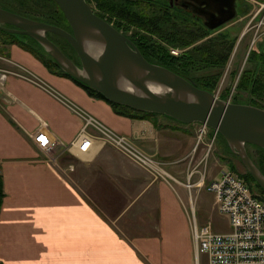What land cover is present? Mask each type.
Masks as SVG:
<instances>
[{
	"label": "crops",
	"instance_id": "obj_1",
	"mask_svg": "<svg viewBox=\"0 0 264 264\" xmlns=\"http://www.w3.org/2000/svg\"><path fill=\"white\" fill-rule=\"evenodd\" d=\"M43 82L162 159L176 181L153 180L109 144L75 152L83 119ZM196 126L119 114L30 50L0 40V264H198L185 187ZM42 127L56 138L49 150L31 136ZM203 155L193 154L196 173Z\"/></svg>",
	"mask_w": 264,
	"mask_h": 264
},
{
	"label": "water",
	"instance_id": "obj_2",
	"mask_svg": "<svg viewBox=\"0 0 264 264\" xmlns=\"http://www.w3.org/2000/svg\"><path fill=\"white\" fill-rule=\"evenodd\" d=\"M70 30L0 6V29L35 39L68 75L93 87L115 104L163 114L182 123H203L218 130L231 151L264 190V172L247 145L264 148V108L220 98L194 80L149 61L125 33L101 17L88 0H55ZM237 0H198L215 28L236 15ZM71 45L79 63L50 38Z\"/></svg>",
	"mask_w": 264,
	"mask_h": 264
},
{
	"label": "rangeland",
	"instance_id": "obj_3",
	"mask_svg": "<svg viewBox=\"0 0 264 264\" xmlns=\"http://www.w3.org/2000/svg\"><path fill=\"white\" fill-rule=\"evenodd\" d=\"M90 1L92 7L96 11V13H98L99 11L96 6V1ZM152 1H154V3H151L153 7L147 0H138V3H136L135 5V9H137L139 13L142 14L146 13L148 15H151L152 17L157 16L158 14H160L157 12H160L158 8L160 9L162 7L160 3L162 1ZM258 1L264 2V0ZM258 1L238 0V13L234 18L235 20L238 18V25L231 26V22H228L226 24V26L228 25V27L224 25L225 27L222 31H220V28H213L208 30L205 29V27L203 26V22L201 21L202 19L200 20L195 16L191 17L186 15L183 17V15L179 14L177 15V17V12L173 15L167 13V15L171 16L172 19L169 22H167L166 19L164 20V18L162 19L163 21H165V24L164 26H162V29H158L156 31V34H154V39L158 40V43L162 47H165L164 49L167 51V53L169 51L170 54L175 56H182V54H184L185 52L194 49L195 50L193 52L204 53L208 50V48L212 47V49H214L213 52H216V56L220 57L222 49L228 47L229 44L232 43L233 48L230 57L224 65H221V63H219L218 65L207 64L204 61L197 62L194 68H192V73L188 74V78L194 80L197 84H214L213 91L223 99H230L232 102L252 104L264 108V96H253L250 90L241 87V85L243 84V73L247 69L253 68L254 63H258L257 61H254V59H252V49L259 52H264V21H262V15L264 14V12H262L254 20H251L256 9L260 6ZM49 3L50 7L47 6V4ZM0 6L7 9L16 10V12H26L30 14V16H36L38 19L42 18L43 21L46 19L58 21L59 24L64 27L66 26V28H69L70 26L65 21H63L62 18H60V15L57 12V8L54 2H52L51 0H0ZM99 13L101 14L102 12ZM154 13L157 14L155 15ZM102 14L105 16L104 18L111 22L118 30L129 36V38L134 43L136 42V40H138L137 37H133L137 29L135 26H132L131 28H127L125 26L126 24L123 26H118V17H111L107 13ZM250 25H253L252 28ZM243 30L244 38L243 36H241ZM140 31L141 33H144V30L140 29ZM203 33L205 34L202 36V38H197V40L194 43H191V45H183L184 42L192 40L194 38L193 36L201 35ZM159 35L163 36L164 38H160ZM18 37L29 47L33 48L34 52H36L37 54L38 52L42 54V56L44 57H42V61L51 59L50 55L37 41H34L27 37H23L21 35H18ZM50 37L64 50V52H69V55H71L73 59L75 58L79 60L74 49L67 44L66 39L65 41L63 37L57 34H50ZM165 38H170V40L172 38L174 43L168 42V40H165ZM196 47L199 48L196 49ZM155 48L156 46H154V48L152 49L155 50ZM155 54L157 55L158 59L163 57L164 55L159 52V49L155 51ZM258 71V76L261 77V79H264V65L258 64ZM66 98L70 103H75L70 98ZM63 99L65 98L63 97ZM81 109L87 111V113H90L83 107H81ZM92 115L94 117H97L94 114ZM197 128L198 124L195 128L196 134ZM195 147L196 144L193 148L192 155H196L199 151L201 155L204 154L203 157H206L205 161L201 162L199 166L201 169L200 171L206 172L205 185L195 186L190 189L185 184V187L188 196L190 197V201H193V203L195 204L194 211L198 218V222L200 225L212 222L214 230L221 232L229 231V217L227 214L222 213L218 209L215 201V194L208 188V183L210 182L211 178L217 172H220V170H222L223 168H230L233 171L237 172L239 175L240 173H244L246 169L240 158L235 153H231L226 139L221 135L219 136V134L218 136H216V138H213L212 130L208 129L204 141H201L200 145H198L197 148ZM247 149L254 162L264 171V148L254 144H248ZM208 151L209 154H207ZM233 164L235 165V170L232 167ZM199 175L200 173L198 172L194 174L192 182L197 181ZM174 183L178 184L177 182ZM252 186L254 191L261 195V191L255 184V182H252ZM192 215L193 211L191 209L190 217ZM206 259V255L203 254L201 264H204Z\"/></svg>",
	"mask_w": 264,
	"mask_h": 264
},
{
	"label": "built area",
	"instance_id": "obj_4",
	"mask_svg": "<svg viewBox=\"0 0 264 264\" xmlns=\"http://www.w3.org/2000/svg\"><path fill=\"white\" fill-rule=\"evenodd\" d=\"M258 3L260 6L251 20L264 12V2L258 1ZM262 21H264V14ZM40 82L42 81H39V84ZM42 86L83 119V126L72 142L75 152L85 153L93 149L95 145L109 144L144 169L153 180H176L162 159L140 147L131 137L115 131L99 118L82 110L77 104L70 103L65 96L49 84L46 85L43 82ZM197 124L195 148L200 145L201 141H204L208 129L213 131V138L218 136V130L203 123ZM90 129H94L95 132H91ZM31 136L44 150H49L57 143L56 138L46 127L32 132ZM205 158V156L202 157L200 163L205 161ZM193 160L192 155L189 160L190 167L186 183L190 189L205 185L206 179V172L201 171L199 179L192 182L193 175L198 171L193 166ZM208 188L215 194L218 209L228 215L230 230L216 231L212 222L200 225L194 211V203L191 201L193 215L190 218L198 264H201L203 254L207 257L204 264H264V199L248 185L243 177L230 168H223L217 177L210 180Z\"/></svg>",
	"mask_w": 264,
	"mask_h": 264
},
{
	"label": "trees",
	"instance_id": "obj_5",
	"mask_svg": "<svg viewBox=\"0 0 264 264\" xmlns=\"http://www.w3.org/2000/svg\"><path fill=\"white\" fill-rule=\"evenodd\" d=\"M51 1L54 2L55 6L57 8V12L60 15V18H62V20L65 21L69 25L64 13L60 9L57 2L55 0H51ZM88 1L91 3L90 0H88ZM95 1H96V6H97L99 12H102L104 14L107 13L111 17H113V16L118 17V21H117L118 26H123L126 24L125 26L127 28H131L132 26H135L137 28L135 31V35L133 36V37L138 38V40H136L135 44L138 45V47L142 51L143 55L149 61L161 64L163 66H166V67L182 74L185 77H188V74L192 73V68H194V66L197 62L204 61L207 64H217L218 65L219 63H221L224 65L230 57V54H231V51L233 48L232 43H230L228 47L222 49L220 57L216 56V52H213L214 49H212V47L208 48V50L204 53L203 52H200V53L193 52L195 50L194 49V50L185 52L184 54H182V56L172 55L169 53V51L167 53V51L164 49L165 47L164 46L162 47L158 43V40L154 39V34H156V31L158 29H162V26H164V24H165V21H163L162 19L163 18H164V20L166 19L167 22L171 21V19H172L171 16L167 15V12H165V10H164V12H161V11L157 12L160 14L152 17L151 15H148L146 13H144V14L139 13V11L137 9H135V5H136V3H138V0H135V1H133V0H95ZM161 5H162V3H161ZM47 6L50 7V3L47 4ZM10 10H13V9H10ZM13 11H16V10H13ZM99 12H98V14L104 18L105 16L102 13L100 14ZM18 13H21V14L26 15V16H30V14H28L26 12H18ZM157 13H154V14L156 15ZM161 16H163V17H161ZM30 17L38 19L36 16H30ZM40 20H42V18H40ZM44 21L62 26L61 24H59L58 21H55V20L46 19ZM125 21H126V23H125ZM62 27H64V26H62ZM64 28H66V26ZM67 29L70 30V26H69V28L67 27ZM140 29L144 30V33H141ZM50 34H52V33H50ZM50 34H49V36H50ZM204 34L205 33H203L201 35L193 36L194 38L192 40L184 42L183 45L184 46L191 45V43H194L197 40V38H202V36ZM18 35L19 34L10 33L8 31L0 29V40H1L2 44L16 43V44L20 45L21 47H23L27 50H30L31 52H34L33 48L29 47L26 43H24L21 39H19ZM21 36L27 37L29 39L36 41L35 39H33L32 37H30L28 35H21ZM159 36H160V38L163 37L161 35H159ZM166 39L168 40V42L174 43L172 38H171V40H170V38H165V40ZM67 44L70 45L68 42H67ZM154 46H156L155 50L152 49V48H154ZM198 48L199 47H196V49H198ZM157 49H159V52L161 54H164L163 57H161L159 59H158L157 55L155 54V51ZM252 52H253L252 53V59H254V61L258 62V63H254V65H258V64L263 65L264 64V52H259V51L253 50V49H252ZM34 53L38 56V58L42 59V57H43L42 54H40L39 52H38V54L36 52H34ZM50 58L51 59H49V60H43L46 64V66H48L50 68V70L58 71L59 73H62L68 77H71L70 75L65 73L59 67V65L53 60V58L51 56H50ZM155 59H157V60H155ZM244 75L245 76H243V78H242L243 84L241 85V87L245 88L247 90H250V92L252 93L253 96L257 95L259 97H261V96L263 97L264 96V79L261 81V79L256 78V77H258V76H256L258 74L254 75V73L252 71H250ZM71 78L74 79L73 77H71ZM74 80L78 84H80L82 87H84L90 95L104 99L108 103H110L112 105V107L114 108V110L119 114L126 115V116H129L132 118H141V119L151 118L152 116L157 115V113L140 111V110H136V109H133L131 107H128L126 105H119V104L112 103V102L108 101L102 93H100L99 91H97L93 87L88 86V85L80 82L79 80H76V79H74ZM198 85L200 87L206 88L210 91H213V89H214V84L203 83V84H198ZM220 135L221 134L219 133V136ZM230 151H231V149H230ZM231 153H232V151H231ZM232 167L234 169L235 165L233 164ZM240 176L245 179V181L248 183V185L252 189H253L252 182H255V184L257 185V187L261 191V195H259V196L262 199H264V190L255 181L253 176L247 170L244 173H240ZM3 198H4L3 179H2V176L0 174V210H1Z\"/></svg>",
	"mask_w": 264,
	"mask_h": 264
},
{
	"label": "flooded vegetation",
	"instance_id": "obj_6",
	"mask_svg": "<svg viewBox=\"0 0 264 264\" xmlns=\"http://www.w3.org/2000/svg\"><path fill=\"white\" fill-rule=\"evenodd\" d=\"M133 1H135V0H133ZM147 1H149L150 4L154 3V1H152V0H147ZM158 1H160V0H157L156 2H158ZM161 1H162L161 3L163 6L160 9L158 8V10H160L162 12H164V10H165V12H167L168 14H172V15L177 12L176 16L179 14L183 15V17L186 15L191 16V17L195 16V17L199 18L200 20L202 19L201 21L203 22V26L205 27V29H207V30L213 29L212 27L209 26V24H211L215 21L213 19L208 18L210 9L208 7H206L205 4H200L198 2V0H161ZM237 3H238V0L236 1V14L238 13ZM151 6H152V4H151ZM235 17H236V15H235ZM234 18L229 20L228 22H232V20L234 21L235 20ZM228 22H226L225 24H222L218 27H215V28H220V31H222ZM231 26H232V24H231ZM250 26L252 28L253 25H250ZM226 27H228V26H226ZM66 54H68V56L71 57V55H69V52H66ZM74 60L79 63L78 59H74ZM221 65H223V64H221ZM253 66H254L253 68L247 69L243 73V76H245L244 74H246L250 71H252L254 73V75L255 74L259 75L258 65H253ZM258 75H256V76H258ZM217 76H218V74H217ZM256 78L261 79V77H259V76ZM262 80L263 79H261V81ZM256 97H259V96H256Z\"/></svg>",
	"mask_w": 264,
	"mask_h": 264
},
{
	"label": "bare ground",
	"instance_id": "obj_7",
	"mask_svg": "<svg viewBox=\"0 0 264 264\" xmlns=\"http://www.w3.org/2000/svg\"><path fill=\"white\" fill-rule=\"evenodd\" d=\"M221 98V97H220ZM226 100H229V101H231L230 99H226Z\"/></svg>",
	"mask_w": 264,
	"mask_h": 264
}]
</instances>
